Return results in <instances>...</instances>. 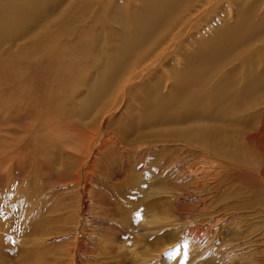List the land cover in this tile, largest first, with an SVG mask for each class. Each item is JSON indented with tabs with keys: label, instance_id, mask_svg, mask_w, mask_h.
<instances>
[{
	"label": "bare ground",
	"instance_id": "obj_1",
	"mask_svg": "<svg viewBox=\"0 0 264 264\" xmlns=\"http://www.w3.org/2000/svg\"><path fill=\"white\" fill-rule=\"evenodd\" d=\"M66 1L0 0V49L4 48L0 54V60H3L0 72L5 81L0 96L2 155L10 160L27 148L41 155L37 149L40 138L54 130L55 136L61 135L64 127L53 125V113L61 111V107L52 101V93L58 87L66 88V97L71 101L62 106L65 115L73 119L71 114L74 112L77 117L79 111L82 120L90 113L105 118L124 86L132 82L130 101H136L140 107L135 105L136 113L128 109L129 118L121 121L116 138L109 136L108 143L120 148L128 160L135 153L136 158L142 154L141 158L149 161L148 170L158 179L154 204H165L173 194L176 195L175 190L167 187L166 177H170L172 171L180 174L182 164L188 176L194 178L196 189H210L211 184L227 178V168L249 175L255 166L258 169L254 173L264 182V82L256 71L242 69L250 54L258 52L249 49L250 43L264 37V16L259 20L254 18L250 0H245L237 22L215 29L212 36L198 43L188 54L179 52L178 47L186 30L193 29L190 26L194 25L196 3L201 0H70L66 8L59 11ZM135 2L138 7L132 9ZM111 3L113 16L120 10L124 20L128 17V26L132 29L129 35L125 30L118 34L119 45H114L117 37L105 39L104 42L110 44L105 47L99 34L116 33L110 23L114 17L105 7ZM90 10H94L93 17L80 21ZM118 22L121 27L120 19ZM37 25L41 27L40 33L30 35V30ZM85 34L95 36L97 47L89 37H83ZM28 35V43L12 50L16 41ZM261 49L264 50V46ZM173 52L177 56L174 58L178 59L177 68L165 63ZM239 57L243 59V65L236 64L240 67L227 70L226 66L233 67L235 63L232 62ZM165 65L167 71L163 70ZM159 69L163 74L166 72L164 79L157 75ZM80 72L86 75L90 72L92 81L89 77H81ZM91 82L96 86L93 95L80 100L79 93L90 88ZM104 104L109 107L102 108ZM131 125L149 141L138 139L142 144L139 147L136 144L132 148L121 146L120 143H128V134L134 133L128 131ZM102 128L96 132L70 127V130L77 129L85 135L79 149L81 154L77 156L80 162L78 183L84 178L85 159L89 161L91 154H97L95 142L100 139ZM245 134L247 141H244L249 151L256 155L255 159L248 157V150L241 152L240 138ZM260 158L262 161L259 162ZM192 159H200L198 163L202 165L196 160L190 161ZM193 231L201 232L196 225ZM39 256L41 258L37 257V260L44 263L46 255ZM27 259L28 264H38Z\"/></svg>",
	"mask_w": 264,
	"mask_h": 264
},
{
	"label": "rangeland",
	"instance_id": "obj_2",
	"mask_svg": "<svg viewBox=\"0 0 264 264\" xmlns=\"http://www.w3.org/2000/svg\"><path fill=\"white\" fill-rule=\"evenodd\" d=\"M68 1L70 0L59 7V11L66 8ZM244 2L245 0L197 2L194 25L190 26L193 29L186 30L181 46L178 47L179 52H192L198 43L201 44L212 36L215 29L237 22ZM112 3L105 7L110 11V16L114 17L110 23L116 28V33H98L105 47L110 46L104 42L105 39L117 37L114 45H119L118 34L125 30L129 35L132 29L128 26V17L124 20L120 10L113 16ZM250 3L254 8V18L261 19L264 16V0H250ZM132 4V9L138 7V3ZM93 14L94 10L86 11L79 20L88 21ZM119 19L123 24L121 27ZM106 26L109 27L108 24ZM40 30V25L34 26L30 35L38 34ZM187 32H190L189 35ZM30 35L16 41L12 50L28 43ZM83 37H89L97 47L94 35L85 34ZM262 46L264 37L250 43L249 49H257L258 52L250 54L247 65L242 69L256 71L264 82V77L261 76L264 74ZM188 48L191 50L187 51ZM3 50L4 48L0 49V54ZM174 53L167 57L165 63L177 68L178 59H175L177 56ZM241 59L237 58L232 62L235 65L231 67L229 64L226 69L230 71L240 67L236 64L243 65ZM2 61L0 60V68H3ZM166 67L167 65L163 70L167 71ZM161 71L162 69L157 75L164 79L166 72L163 74ZM80 75L84 79H93L90 72L88 75L80 72ZM131 83L124 86L114 108L105 118L102 115L95 117V113H90L82 120L79 111L77 117L74 112L71 114L73 119L70 115H65L66 110L62 106L71 101L66 97V88L58 87L52 93V101L61 107V111L59 114L53 113V125H60L64 129L59 136H55L54 130L40 138L37 149L45 158L37 155L34 149L27 148L22 154L18 153V157L15 155L14 159L9 160V157L1 154L0 145V264H28L27 258L38 264H264V182L260 175L254 173L257 167L253 166L254 171L249 175L247 172L241 174L239 170L227 168V176L224 173L227 178L216 181L208 186L210 189L204 190L194 187V178L188 176L181 163L183 168L180 174L172 171V175L166 177L167 187L177 192L168 200L172 204L167 201L157 205L153 201L157 198L155 187L158 179L148 170L149 161L141 158L142 154L137 159L135 153L128 160L120 152V148L112 147V142L108 143L109 136L116 138V131L122 126L121 121L129 118L128 109L136 113L135 105L140 107L136 101H130L133 90ZM95 87L92 83L90 88L79 93L78 98H89ZM4 88V75L0 72V96ZM262 93L264 95V85ZM106 107L109 104L102 106ZM259 119L258 116L257 120ZM2 121L3 114L0 110V125ZM99 125L103 126L100 130L103 131L100 139L95 142L98 145L97 154H91L89 161L85 159L84 178L82 183H78L77 170L80 162L77 156L81 154L79 149L85 135L77 129L97 132ZM71 126L77 129L70 130ZM131 126L128 131L134 133L130 132L128 143H120L121 146L132 148L136 144L139 147L142 144L138 139L149 141L148 137H141L139 129L136 131ZM246 137L247 134L240 138L241 152L248 150V157L255 159L254 152L249 151ZM104 155L109 157L104 160ZM94 157L96 163L93 161ZM195 160L200 163V159ZM195 160L190 161L196 162ZM260 160L261 158L259 162ZM93 163L94 167L91 168ZM199 163L198 165H202ZM176 186L180 188L177 189L179 192ZM195 225L199 226V234L193 231ZM41 254L46 255L44 263L37 260Z\"/></svg>",
	"mask_w": 264,
	"mask_h": 264
}]
</instances>
